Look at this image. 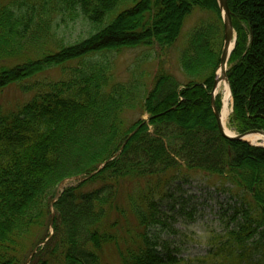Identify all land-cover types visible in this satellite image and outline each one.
<instances>
[{
    "label": "trees",
    "instance_id": "16d2710c",
    "mask_svg": "<svg viewBox=\"0 0 264 264\" xmlns=\"http://www.w3.org/2000/svg\"><path fill=\"white\" fill-rule=\"evenodd\" d=\"M228 4L237 33L228 70L231 125L238 134L264 131V0ZM195 8L221 17L218 0L0 4V90L79 61L63 70L64 80L44 86L19 113L0 119V264H28L47 239L29 264H101L99 252L119 245L105 222L122 179L160 183L132 201L137 234L131 247L120 251L121 264H190L162 247L155 235L162 226L160 202L188 171L223 177L251 196L257 219L247 220L243 209L247 223L227 234L238 247L264 228V148L225 138L212 107L224 26L219 45L210 37L188 41L180 51L185 85L168 72H159L149 90L138 80L115 83L111 64L98 57L140 47L166 52ZM66 16L85 17L96 34L72 45L57 41L55 22H66ZM217 31L221 35L220 27ZM216 105L221 110L219 99ZM138 108L148 121L126 126L125 113ZM105 163L93 178L66 188L54 202L63 181L89 176ZM85 182L101 184L87 189Z\"/></svg>",
    "mask_w": 264,
    "mask_h": 264
},
{
    "label": "rangeland",
    "instance_id": "374dc122",
    "mask_svg": "<svg viewBox=\"0 0 264 264\" xmlns=\"http://www.w3.org/2000/svg\"><path fill=\"white\" fill-rule=\"evenodd\" d=\"M11 1L13 0H0V4ZM221 17L219 19L210 11L195 8L186 19L177 43L166 52L159 47H140L125 50L120 54L98 57L100 60H108L111 64L115 83L127 84L138 80L146 84L149 90L152 89L155 76L159 72H168L185 85L188 78L180 65V51L188 45V41H208L213 37L217 44L218 41L221 42L224 28ZM218 27L221 28V35L218 34ZM95 28L96 26L83 16L76 20L66 16V22H63L62 18L55 22L54 32L57 41L72 45L96 34ZM78 64L79 61H75L62 67L48 68L30 80L0 90V119L19 113L38 92H43L44 86L64 80V69L76 67ZM216 73L215 80L218 78V71ZM223 95L220 85L216 99H219L221 104ZM233 106L232 99L228 126L234 133H238L231 125ZM124 119L126 126L131 127L140 120L148 121L149 117L143 115L138 108L126 112ZM87 177L89 176L85 178ZM79 182L65 180L58 188L55 199L57 200L66 188L78 185ZM159 183L160 180L150 179H122L117 182L118 197L105 227L119 237V245L109 244L99 252L101 264H121L120 251L130 248L133 244L132 237L137 234V221L131 211L132 201L138 200L152 184L158 187ZM91 184L88 183L86 188L99 186L101 183ZM168 195L169 197L160 202L158 211L162 216V226L155 231L162 247H167L179 259L190 264H264V228L242 248L237 246L235 238L227 236L231 231L238 232L240 227L247 223L243 209L248 210L247 220H251L249 216L257 219L258 211L249 194L237 189L223 177L203 171H188L179 176ZM52 264L59 263L54 260Z\"/></svg>",
    "mask_w": 264,
    "mask_h": 264
},
{
    "label": "water",
    "instance_id": "95a60500",
    "mask_svg": "<svg viewBox=\"0 0 264 264\" xmlns=\"http://www.w3.org/2000/svg\"><path fill=\"white\" fill-rule=\"evenodd\" d=\"M218 4H219V9L222 13V19H223V23H224V45H223L222 55H221V59H220V66L218 68V71L220 70L221 74L218 75V78L215 80L214 87L212 90V107H213V111H214L215 116H216L218 128L225 138L229 139L230 141H242V142L250 143L248 141L249 137H251L253 135H262L264 137V131L253 130V131H249V132H246L243 134H235L233 136L227 135L224 131L223 124H222V117H223L222 110L219 111L217 108V105H216V97L218 95V88H219L221 82L223 80L226 81L230 87V83H229V79H228V75H227L228 65H229V61H230V58L233 54V51H234L235 46H236V41H237V35H236L235 29L233 26L232 16H231V11L229 8L228 0H218ZM230 92H231V88H230ZM231 97H232V93H231ZM133 135H134V133H132L129 136V138L126 140L125 144L122 146L121 151L124 150L126 144L132 138ZM251 145H253V144H251ZM254 146H257V145H254ZM260 146L264 147V145H260ZM118 155H119V153H117L115 155V157ZM106 164L107 163L102 165L98 171L92 173L87 178L76 177L72 180H79L80 182H84L88 178L95 176L99 171H101L106 166ZM35 253H36V250L34 251L33 255ZM31 258H30L29 262L31 261Z\"/></svg>",
    "mask_w": 264,
    "mask_h": 264
},
{
    "label": "bare ground",
    "instance_id": "6f19581e",
    "mask_svg": "<svg viewBox=\"0 0 264 264\" xmlns=\"http://www.w3.org/2000/svg\"><path fill=\"white\" fill-rule=\"evenodd\" d=\"M221 74V71H218V75ZM221 87H222V91H223V103H222V124H223V128L224 131L227 135L233 136L236 133H234L231 129H229L228 126V119L231 113V92H230V87L229 84L226 81H222L221 82ZM248 141L251 142L254 145H264V137L262 135H253L251 137L248 138Z\"/></svg>",
    "mask_w": 264,
    "mask_h": 264
}]
</instances>
